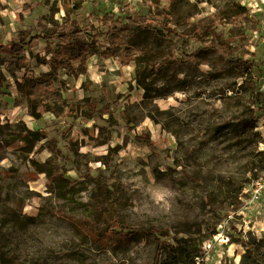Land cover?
Listing matches in <instances>:
<instances>
[{
    "label": "rangeland",
    "instance_id": "obj_1",
    "mask_svg": "<svg viewBox=\"0 0 264 264\" xmlns=\"http://www.w3.org/2000/svg\"><path fill=\"white\" fill-rule=\"evenodd\" d=\"M65 4L79 5L75 17L90 29L111 10L215 33L184 47L150 28L124 60H73L60 70L63 100L36 120L16 80L50 70L46 43L32 37L65 22ZM237 4L246 16L232 11ZM263 20L264 0H0V42H29L20 55L0 53V264H154L158 237L167 243L159 264H175L185 249L194 256L188 264H264V97L258 90L253 104L236 64L263 67ZM100 28L105 49L110 33ZM228 41L234 62L221 58ZM140 54L155 76H138ZM262 76L255 69L251 84ZM23 125L47 135L32 152L8 144ZM112 199L138 232L95 240L77 224L95 222Z\"/></svg>",
    "mask_w": 264,
    "mask_h": 264
},
{
    "label": "trees",
    "instance_id": "obj_2",
    "mask_svg": "<svg viewBox=\"0 0 264 264\" xmlns=\"http://www.w3.org/2000/svg\"><path fill=\"white\" fill-rule=\"evenodd\" d=\"M78 8L79 5L76 4L73 6L65 4L64 17L66 21L61 25H57L56 28L32 37L33 39L43 40L46 43L47 53L51 55V58L45 63L50 65V70L41 73L39 76H36L33 71H26L22 79L16 80V85L18 93L28 101V113L36 120L40 119L44 112L53 111L55 105L63 100V88L60 85L59 79L60 70L72 68L73 60L83 64L92 54H98L101 57L119 56L124 60L125 51H131L135 48L137 36L150 28H159L169 36L178 37L184 47L188 45L189 38H202L203 36L215 33V29L210 25L194 29L190 33L178 32L160 22L158 16L140 13L128 16L111 10L106 11L102 18L99 19L100 25L98 28L92 27L90 29L88 25L82 26L78 18L75 17ZM232 11L237 17H244L248 13V9L240 4L235 5ZM168 13V10L163 9L158 14L167 16ZM103 26H107V31H109L111 38L110 45L106 46L105 49H102V43L98 39L105 34V31L100 28ZM81 34L87 38L84 44L74 41V38ZM28 43L25 41V38L9 43L0 42V53L20 55L26 51ZM205 47L208 48V46ZM221 47L223 51L221 58H224L228 62H234L235 59L229 58L230 42L222 43ZM70 51L71 53H69ZM135 61L138 65V76H144L146 73L155 76L157 69L151 59H147L145 55L140 54L135 56ZM141 64H144L143 71H141ZM236 64L243 70L241 76L244 78L242 79L243 83L240 85V88L244 86L251 88L252 102L253 104H258L257 92L259 85L253 86L251 82L254 70L257 69L262 74L264 72V65L262 67V64L258 61L243 58H240ZM139 80V84H144L140 78ZM262 103V106L259 108L264 111V100H262ZM17 128L14 137L8 141V144L14 141H21L25 144L24 150L26 152H32L39 142L47 138L44 131L33 130L25 125ZM136 139L142 141L151 149L158 150L156 144L148 135H136ZM59 179L63 180L64 177ZM100 185H103V183H100ZM212 201V197H209L208 203L210 204ZM120 205L118 200L112 199L109 209L98 211L95 222L81 220L77 225L87 235L102 242H106L109 239L120 240L132 236L138 230H133L126 223L120 214ZM8 221L9 219L4 222V225ZM154 234H156L155 231ZM166 244V241L162 237L157 238L154 264H159L161 253ZM193 258L194 256L189 253L188 249H185L182 250L181 259L177 260L175 264H188L187 259L193 260ZM191 264H195V262L193 261Z\"/></svg>",
    "mask_w": 264,
    "mask_h": 264
},
{
    "label": "built area",
    "instance_id": "obj_3",
    "mask_svg": "<svg viewBox=\"0 0 264 264\" xmlns=\"http://www.w3.org/2000/svg\"><path fill=\"white\" fill-rule=\"evenodd\" d=\"M261 40H262L263 45H264V20L262 22ZM259 91L263 94V97H264V72H263V76L261 77V81L259 83Z\"/></svg>",
    "mask_w": 264,
    "mask_h": 264
}]
</instances>
